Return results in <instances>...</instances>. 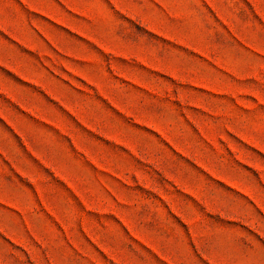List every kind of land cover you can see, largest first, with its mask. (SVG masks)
Here are the masks:
<instances>
[{
  "label": "rangeland",
  "instance_id": "1",
  "mask_svg": "<svg viewBox=\"0 0 264 264\" xmlns=\"http://www.w3.org/2000/svg\"><path fill=\"white\" fill-rule=\"evenodd\" d=\"M0 264H264V0H0Z\"/></svg>",
  "mask_w": 264,
  "mask_h": 264
}]
</instances>
